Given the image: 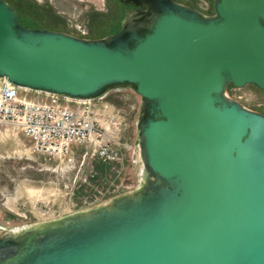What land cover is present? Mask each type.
<instances>
[{
    "label": "water",
    "instance_id": "obj_1",
    "mask_svg": "<svg viewBox=\"0 0 264 264\" xmlns=\"http://www.w3.org/2000/svg\"><path fill=\"white\" fill-rule=\"evenodd\" d=\"M131 4L117 31L83 38L0 0V76L81 99L134 88L144 168L131 191L0 235V264H264V113L226 95L264 91V0Z\"/></svg>",
    "mask_w": 264,
    "mask_h": 264
},
{
    "label": "rangeland",
    "instance_id": "obj_2",
    "mask_svg": "<svg viewBox=\"0 0 264 264\" xmlns=\"http://www.w3.org/2000/svg\"><path fill=\"white\" fill-rule=\"evenodd\" d=\"M5 1L18 11L25 26L55 27L85 38L112 33L125 16V6L118 0ZM175 1L204 15L214 13L213 0ZM226 95L264 113V91L253 84L242 88L229 84ZM100 102L104 114H115L121 122L115 139L123 157L120 164H102L95 154L86 155L82 146H74L66 158L35 153L15 129L0 123V235L85 210L83 200L92 198L97 187L108 183L110 174L117 175L116 170L120 171L114 181L117 196L141 184L144 168L137 137L140 95L129 86H112Z\"/></svg>",
    "mask_w": 264,
    "mask_h": 264
},
{
    "label": "built area",
    "instance_id": "obj_3",
    "mask_svg": "<svg viewBox=\"0 0 264 264\" xmlns=\"http://www.w3.org/2000/svg\"><path fill=\"white\" fill-rule=\"evenodd\" d=\"M103 96L71 98L20 87L0 76V123L15 129L35 153L66 158L74 146H82L86 155L95 154L102 164H120L123 157L115 139L121 122L115 114L101 110ZM115 172L117 175L110 174L105 186L95 189L92 198L83 200L86 209L117 196L114 181L120 171Z\"/></svg>",
    "mask_w": 264,
    "mask_h": 264
},
{
    "label": "flooded vegetation",
    "instance_id": "obj_4",
    "mask_svg": "<svg viewBox=\"0 0 264 264\" xmlns=\"http://www.w3.org/2000/svg\"><path fill=\"white\" fill-rule=\"evenodd\" d=\"M121 4H123L124 6H125V10L126 9H131V8H134V5L133 4H131L132 3V0H118ZM128 1V2H127ZM175 1V0H174ZM127 2V3H126ZM124 10V11H125ZM120 28V27H119ZM118 28V29H119ZM117 29V30H118ZM117 30H115V31H117ZM115 31H113V32H115ZM112 32V33H113ZM111 34V33H110ZM108 35V34H107ZM106 36V35H105Z\"/></svg>",
    "mask_w": 264,
    "mask_h": 264
},
{
    "label": "bare ground",
    "instance_id": "obj_5",
    "mask_svg": "<svg viewBox=\"0 0 264 264\" xmlns=\"http://www.w3.org/2000/svg\"><path fill=\"white\" fill-rule=\"evenodd\" d=\"M138 154V153H137ZM142 166V165H141ZM141 169V171H142V167L140 168ZM139 174V173H138ZM0 227H1V225H0ZM26 228H28L27 226H24V227H17V228H13V229H10V231L12 232V233H17V232H19V231H22L23 229H26Z\"/></svg>",
    "mask_w": 264,
    "mask_h": 264
},
{
    "label": "crops",
    "instance_id": "obj_6",
    "mask_svg": "<svg viewBox=\"0 0 264 264\" xmlns=\"http://www.w3.org/2000/svg\"><path fill=\"white\" fill-rule=\"evenodd\" d=\"M17 13H18V11H17ZM38 27H44V28H49V29H53V30L64 31L63 29H58V28H55V27H48V26H38ZM100 37H104V36H100ZM100 37L90 36L88 38H100Z\"/></svg>",
    "mask_w": 264,
    "mask_h": 264
}]
</instances>
